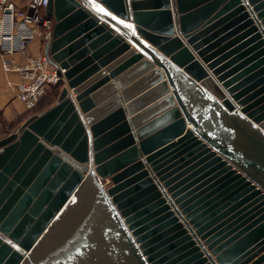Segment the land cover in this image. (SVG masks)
<instances>
[{"label":"water","instance_id":"95a60500","mask_svg":"<svg viewBox=\"0 0 264 264\" xmlns=\"http://www.w3.org/2000/svg\"><path fill=\"white\" fill-rule=\"evenodd\" d=\"M45 13L64 86L0 139V264H264V0Z\"/></svg>","mask_w":264,"mask_h":264},{"label":"built area","instance_id":"2783aa9c","mask_svg":"<svg viewBox=\"0 0 264 264\" xmlns=\"http://www.w3.org/2000/svg\"><path fill=\"white\" fill-rule=\"evenodd\" d=\"M50 0H0V57L6 72H16L18 81L8 85L28 110L37 107L51 85H59L63 78L58 74L45 50L27 56L24 62L16 54H26L33 40L47 37L54 20L45 13Z\"/></svg>","mask_w":264,"mask_h":264},{"label":"crops","instance_id":"0c3cea01","mask_svg":"<svg viewBox=\"0 0 264 264\" xmlns=\"http://www.w3.org/2000/svg\"><path fill=\"white\" fill-rule=\"evenodd\" d=\"M131 0H129L130 2ZM47 37L39 35L33 42H31L26 54H16V59L19 62H24L27 56L36 55L41 51L45 50ZM19 75L16 72H6L2 65L0 57V139L9 135L12 132L18 131L23 123L36 113H41L44 109L46 110L58 101L59 95L62 88L60 89L59 95L53 102L48 101L43 108L39 107L28 110L24 103L15 96L14 92L8 85L9 81H18Z\"/></svg>","mask_w":264,"mask_h":264},{"label":"rangeland","instance_id":"374dc122","mask_svg":"<svg viewBox=\"0 0 264 264\" xmlns=\"http://www.w3.org/2000/svg\"><path fill=\"white\" fill-rule=\"evenodd\" d=\"M62 88V85H58V88H55V85H51L49 88H48V90H47V92H46V94L42 97V99L40 100V102H39V107L41 108V107H43V106H45L44 104H46L48 101H53L54 99H55V96H56V93L57 92H59L60 93V89ZM58 89V90H57ZM106 183L108 184V185H110L111 184V182L110 181H106Z\"/></svg>","mask_w":264,"mask_h":264},{"label":"snow or ice","instance_id":"6c2138e0","mask_svg":"<svg viewBox=\"0 0 264 264\" xmlns=\"http://www.w3.org/2000/svg\"><path fill=\"white\" fill-rule=\"evenodd\" d=\"M94 6L101 12H107V9L103 8L102 5L96 4ZM108 15H111V13H108ZM121 23H124V21H121ZM129 27H131V25H129Z\"/></svg>","mask_w":264,"mask_h":264},{"label":"trees","instance_id":"16d2710c","mask_svg":"<svg viewBox=\"0 0 264 264\" xmlns=\"http://www.w3.org/2000/svg\"><path fill=\"white\" fill-rule=\"evenodd\" d=\"M55 88H58V85H57V86H55ZM57 90H58V89H57ZM58 95H59V92H57V93H56V96H55V98H56ZM54 100H55V99H54ZM54 100H53V101H54ZM53 101H51V100H50V102H53ZM41 108H43V107H41ZM44 109H45V108H44ZM44 109H42V110L44 111Z\"/></svg>","mask_w":264,"mask_h":264}]
</instances>
